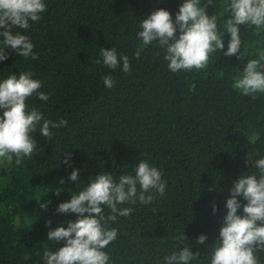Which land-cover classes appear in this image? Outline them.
Instances as JSON below:
<instances>
[{
	"label": "trees",
	"instance_id": "1",
	"mask_svg": "<svg viewBox=\"0 0 264 264\" xmlns=\"http://www.w3.org/2000/svg\"><path fill=\"white\" fill-rule=\"evenodd\" d=\"M183 2L45 0L39 22L28 30L14 29L30 37L38 58L24 59L9 49L8 58L0 61V80L31 72L49 98L30 97L29 110L37 108L45 119L68 124L52 129L51 139L38 126L32 134L36 150L21 165L0 160V264H45L44 250L65 243L48 241V232L77 218L57 212L58 205L100 172L118 180L134 174L141 160L161 171L165 195L156 194L147 205H119L134 210L108 223L118 229L117 239L104 249L110 264H165L164 257L178 251L174 237L183 232L191 250L200 251L190 264H210L234 181L257 172L252 161L245 163L247 156L264 158V94L243 95L232 86L248 60L264 51V30L240 26L242 59L224 54L230 40L225 33L224 49L213 54L205 70L172 72L158 42L142 46L137 34L141 20L156 9L168 10L175 21ZM224 4L201 0L208 15L218 17L222 34L229 18ZM102 47L128 56L131 72L122 70V61L115 70L95 63L102 61ZM107 75L116 81L111 89L104 84ZM73 169L79 170L77 182L68 178ZM45 202L47 210L41 207ZM201 234L207 236L203 244L197 242ZM257 255L264 264V252Z\"/></svg>",
	"mask_w": 264,
	"mask_h": 264
},
{
	"label": "clouds",
	"instance_id": "2",
	"mask_svg": "<svg viewBox=\"0 0 264 264\" xmlns=\"http://www.w3.org/2000/svg\"><path fill=\"white\" fill-rule=\"evenodd\" d=\"M46 10L45 0H0V61L8 58L9 49L24 59L38 58L30 37L14 29H30L32 22H39ZM223 11L229 14L223 23V34L218 27V17L209 16L201 0H184L175 21L168 10L156 9L141 20L142 30L137 35L142 46L158 42L172 72L205 70L213 54L224 49L222 36L225 33L230 34V40L224 54L238 55L242 59L240 26L264 30V0H225ZM135 55L139 58L140 48ZM100 56L102 61L98 59L95 63L102 62L115 70L121 67L122 61V70L131 72L128 56H118L115 48L102 47ZM261 62H264V51L259 53L258 59L248 60L242 74L234 77L233 88L253 97L257 93L264 94ZM103 80L109 89L116 84L111 75ZM41 88V81L33 79L32 73L27 71L19 75L12 73L0 80V160L12 162L15 159L16 165H21L24 158H31L36 150L37 142L32 134L38 126L40 134L48 139L54 136L52 129L67 126L66 119L57 122L45 119L37 108L29 110L26 101L30 97L36 95L42 101L48 100V95L39 91ZM68 159L70 153L66 154L65 163ZM250 161L253 162L250 167L257 172L244 173L234 181L219 236L211 247L210 264H260L257 253L264 252V158L253 160L247 156L245 163ZM68 178L74 182L80 180L79 170L73 169ZM63 183L61 178L60 184ZM165 190L161 171L146 160L138 162L134 174H122L118 180L109 171L90 178L82 190L58 205L57 212L75 213L77 218L68 221L67 227L59 226L48 232V241L65 243L55 250H44L45 264H110V256L104 249L117 239L118 229L108 227V223L117 216L127 217L134 210L119 205H134L137 201L147 205L156 194L163 197ZM56 194L59 195V191ZM238 197H243L247 203L242 205ZM41 207L47 210V202ZM241 207L242 215L238 214ZM105 208L110 210L108 215ZM174 239L178 251L165 256V264H190L200 257V251L191 250L184 232ZM206 240L204 234L197 238L200 244Z\"/></svg>",
	"mask_w": 264,
	"mask_h": 264
},
{
	"label": "rangeland",
	"instance_id": "3",
	"mask_svg": "<svg viewBox=\"0 0 264 264\" xmlns=\"http://www.w3.org/2000/svg\"><path fill=\"white\" fill-rule=\"evenodd\" d=\"M257 94H258V93H257ZM9 167H10V164H6V168L9 169Z\"/></svg>",
	"mask_w": 264,
	"mask_h": 264
}]
</instances>
